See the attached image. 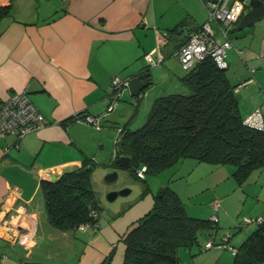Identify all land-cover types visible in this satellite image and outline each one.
Returning a JSON list of instances; mask_svg holds the SVG:
<instances>
[{"label":"crops","instance_id":"1","mask_svg":"<svg viewBox=\"0 0 264 264\" xmlns=\"http://www.w3.org/2000/svg\"><path fill=\"white\" fill-rule=\"evenodd\" d=\"M157 1L0 0V101L11 91L26 88L47 120L18 140L13 134L0 138V224L5 218L12 226H22L21 237L13 243L0 236V264H111L104 239L107 218H98L93 235L79 228L53 227L46 216L40 181L56 180L68 166H80L83 159L103 164L106 153L110 164L118 128L126 122L129 125L135 112L131 108H140L144 95L156 88V80L167 82L156 97L183 91L184 73L148 68L145 53L157 48L165 61L206 18L197 21L189 13L181 29L166 34L182 20L166 26L164 7ZM229 38L227 74L245 116L264 104V18ZM145 68L149 86L138 96L128 90L131 99H124L122 93L114 107L122 110L106 112L100 128L74 117L105 112L112 76L131 77ZM195 161L186 158L182 163L190 170H205L216 185L204 214L216 217L220 237L230 225L241 228L229 239L236 237L238 247L256 227L243 224L242 219L264 216V169L225 191L217 184L232 175L234 166Z\"/></svg>","mask_w":264,"mask_h":264},{"label":"trees","instance_id":"2","mask_svg":"<svg viewBox=\"0 0 264 264\" xmlns=\"http://www.w3.org/2000/svg\"><path fill=\"white\" fill-rule=\"evenodd\" d=\"M183 25L179 22L166 34ZM181 82L187 93L161 94L140 126L131 128L126 122L119 127L111 163L122 167L116 158L128 156L130 162L124 167L135 174L141 166L155 174L186 158L232 164V175L240 184L254 171L264 169V130L243 122L227 67H219L208 56L187 69ZM94 165L83 159L77 169L63 172L56 180L40 181L46 216L53 227L70 230L98 221L99 216L92 212L102 209L91 181ZM215 221L188 215L179 195L167 186L123 233L122 264H182L179 249L199 244L200 236L212 235ZM236 248L231 264H264V220Z\"/></svg>","mask_w":264,"mask_h":264},{"label":"rangeland","instance_id":"3","mask_svg":"<svg viewBox=\"0 0 264 264\" xmlns=\"http://www.w3.org/2000/svg\"><path fill=\"white\" fill-rule=\"evenodd\" d=\"M157 2H160L164 7L163 18L166 21V26L171 27L180 20L185 21L189 13L193 14V17L196 18L197 21H202L207 18V8L204 4V1L202 2V0H158ZM214 27L216 37H222L220 36L218 28L215 24ZM242 30L243 29H241V31ZM239 32L240 30L233 32L229 29L228 36L232 38ZM227 52H230V49H227ZM154 67H156V72H161L163 69H170L174 72L177 71V73L186 72V69L182 67L175 55L168 56L166 60L160 65L148 66L150 69H154ZM159 81L156 80V88L154 87L149 95H144L143 101L140 103V108H131V111L135 110L134 116L132 117L131 122H129V126L131 128L138 127L144 122L151 103L156 97L155 95L163 93V89L166 87L167 82L160 83ZM128 90V87H124L122 90V93L125 94L122 96L124 99H131V93L129 94ZM184 91L187 93L189 90L183 84L182 92ZM147 100H150L148 107H146L145 104ZM114 109L122 110V108H113V110ZM115 136L114 139H116ZM114 139L113 143L115 141ZM104 157H106L104 158L106 161L105 163H97L94 165L91 174V181L97 202L104 212L102 216L108 220L104 229L106 233L104 239L107 241L108 246L110 247L108 258H112L111 264H122L125 246L122 238V232H125L138 217L143 215L148 209L152 207L156 199V195H158L161 189L167 186L175 190L179 195L188 215H190V211H193L197 214L200 213L201 215H204L199 217L207 218L206 214H204V207L211 200L213 188L216 185L213 186V179L208 178V173H206L205 170L201 168H198L197 170H190V168H188L185 163H182L181 160L175 165L167 167L155 174L144 171V177L139 178L129 167H116L112 163L109 164L107 162V153ZM204 164L207 163L204 162ZM112 170L117 172V177L114 180L107 181L105 179V175ZM185 181L190 182L187 185ZM232 184L240 186V183L237 181L236 177L230 175L226 179H223L221 182H219L217 186L219 187V190L227 189L225 191H229V189L233 187ZM122 188L129 189V192L124 195H118L114 200H108L106 198V193L108 191L119 190ZM213 213L217 214V210L214 209ZM192 217L198 216L194 215ZM245 226L246 225L243 227ZM240 230L241 228H236L233 227V225H230V228L224 231V233L229 231L231 235L233 234L236 236ZM245 230L248 229L246 228ZM85 231L86 233L93 235L96 232V229L93 227H87ZM214 233H216V240L223 237V235L220 237V234L217 233V229L214 230L212 235ZM108 236L111 238V241ZM208 238L209 237L206 236L203 239V236H200L199 244H193L190 248L179 249L178 254L181 263L231 264L233 260V253L229 249L217 246L216 244L209 248H205L204 243ZM235 239L236 237H234V239L232 238V241L229 243L235 246Z\"/></svg>","mask_w":264,"mask_h":264},{"label":"built area","instance_id":"4","mask_svg":"<svg viewBox=\"0 0 264 264\" xmlns=\"http://www.w3.org/2000/svg\"><path fill=\"white\" fill-rule=\"evenodd\" d=\"M204 2L207 8V18L198 28L189 33L185 41L179 45L174 53L182 67L186 70L208 56L213 58L219 67L226 68L228 66L226 50L231 46L228 36L229 28L249 8V0H205ZM214 24L217 26L222 37H216ZM145 59L148 66H157L162 62L163 56L155 48L145 53ZM128 83L129 77H122L118 74L113 75L110 90L107 94L108 105L105 112L99 114H77L75 118H79L94 125L96 128H100L102 126L101 119L106 112L113 110L122 95V90L124 87H128ZM243 122L250 127L264 130V104L255 107L245 115ZM46 123L47 120L31 101L26 88L11 91L5 99L0 101V138L5 137L7 134H13L18 140V138L26 133L35 131ZM144 171L145 166L138 167L136 175L139 178H143ZM23 212V209H21L22 214ZM92 212L99 217L104 213L102 209L93 210ZM212 218L216 220V217ZM262 220H264V216L244 217L242 223L256 224L262 222ZM10 223L8 219L4 218L2 220L0 224V236L8 242L13 243L21 237L22 229L20 230V228L22 226L18 223L20 227L18 228L15 225H10ZM97 226V221L91 223L84 222L79 224L77 228L85 230L87 227H93L96 229ZM4 228H6V232H4ZM230 235V232H226L218 240L215 239L214 234L210 235L204 246L205 248H209L216 244L217 246L229 249L235 254L237 248L229 243Z\"/></svg>","mask_w":264,"mask_h":264},{"label":"water","instance_id":"5","mask_svg":"<svg viewBox=\"0 0 264 264\" xmlns=\"http://www.w3.org/2000/svg\"><path fill=\"white\" fill-rule=\"evenodd\" d=\"M264 18V0H249V8L243 13L239 21L232 26L231 31L241 30L250 24ZM149 71L147 68L141 72L129 77L128 88L133 96H138L147 86L150 84ZM116 162L124 167L129 164L130 158L128 156H119L116 158ZM79 166L71 165L64 171H72ZM117 177V172L112 170L105 175L107 181L114 180ZM129 192V189L122 188L119 190H110L106 193L108 200H114L118 195H124ZM38 262L24 261V264H37Z\"/></svg>","mask_w":264,"mask_h":264},{"label":"bare ground","instance_id":"6","mask_svg":"<svg viewBox=\"0 0 264 264\" xmlns=\"http://www.w3.org/2000/svg\"><path fill=\"white\" fill-rule=\"evenodd\" d=\"M205 3V2H204ZM248 9V8H247ZM241 18V17H240Z\"/></svg>","mask_w":264,"mask_h":264}]
</instances>
